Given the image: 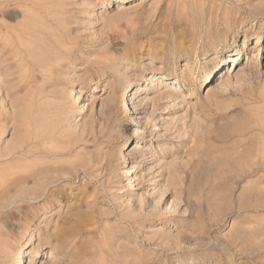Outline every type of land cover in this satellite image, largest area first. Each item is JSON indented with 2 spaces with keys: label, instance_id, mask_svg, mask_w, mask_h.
I'll return each instance as SVG.
<instances>
[{
  "label": "rangeland",
  "instance_id": "374dc122",
  "mask_svg": "<svg viewBox=\"0 0 264 264\" xmlns=\"http://www.w3.org/2000/svg\"><path fill=\"white\" fill-rule=\"evenodd\" d=\"M5 2L0 264H264V0Z\"/></svg>",
  "mask_w": 264,
  "mask_h": 264
},
{
  "label": "bare ground",
  "instance_id": "6f19581e",
  "mask_svg": "<svg viewBox=\"0 0 264 264\" xmlns=\"http://www.w3.org/2000/svg\"><path fill=\"white\" fill-rule=\"evenodd\" d=\"M25 2L26 0H22V2ZM28 3V2H27ZM26 3V4H27ZM31 3V2H30ZM2 4H4V6L2 7V8H0V13H2L1 14V16H4V17H6V18H8V19H12L13 17H15V15H17L15 12H16V10L14 9V7H11L9 4H6V2L5 3H2ZM28 28H30V29H32V26H29ZM42 29L44 28V27H41ZM34 29V28H33ZM40 29V28H39ZM45 29V28H44ZM35 30H36V28H35ZM34 30V31H35ZM42 32V31H41ZM36 33V32H35ZM37 34V33H36ZM39 36V35H38ZM41 36V35H40ZM56 41V40H55ZM54 41V43H57V41L55 42ZM53 43V44H54ZM64 43V42H63ZM61 44L62 43H57V45L56 44H54V45H56V47H55V49L57 50V48H60L61 47ZM63 45V44H62ZM12 51V49L11 48H9V52H11ZM252 57H254V55L252 56ZM234 62H238V60H239V56L238 55H235L234 57ZM185 63H187V62H185ZM184 66L185 67H189V64H184ZM188 70V69H187ZM190 72V71H189ZM210 76V75H209ZM208 77V76H207ZM155 85H156V90H167V91H172V92H175V91H177L176 90V87L170 82V81H168V80H164V81H158V82H156L155 83ZM130 86H133V84L131 83L130 84ZM131 94V93H130ZM129 100H131V98H129ZM127 107H129V104L125 101L124 103H123V105H122V109H125V108H127ZM135 136H134V138L135 139H137L138 137L140 138V135H142L140 132H139V130H136L135 131V134H134ZM35 142V141H34ZM33 143V141L31 140V141H27V143L26 144H28V145H30V144H32ZM125 145H127V144H125ZM10 146V145H9ZM25 146V145H24ZM23 145L22 146H20V147H18V148H15V149H3V150H0V166H2V165H5V167H8V166H10V164H8V162H9V160H13L15 157H17L18 155H21L22 157H24V158H26V157H29L30 155H32V154H34V152L31 150V149H27L26 147H24ZM23 147V148H22ZM129 147V146H128ZM135 163V162H134ZM262 164H264V160H263V162H262ZM134 166V165H133ZM136 166V165H135ZM11 167V166H10ZM49 167V166H48ZM47 167V168H48ZM8 170H6L5 172H3V173H1L0 174V183L3 185V184H6V186H9V185H11V187H12V185H20V184H24V183H29L30 181H33V182H36V181H39V180H41V179H43L44 177H45V173L47 172L46 170H44V168H39V169H36V170H34V171H32V172H30L29 174L30 175H25V176H21V175H19L18 173H17V171H16V173L15 172H12L11 171V168L9 169V167L7 168ZM133 170V169H132ZM130 172H132V171H130ZM28 174V173H27ZM58 182V181H57ZM54 185V184H53ZM1 186V185H0ZM2 190V189H1ZM17 190V189H16ZM7 191V190H6ZM18 191V190H17ZM4 194H6L5 193V191H2ZM2 192H0V214L2 213V212H4V210H6L5 208H7L8 206H10L11 207V205L12 204H14L15 202H16V200L17 199H7V197H6V195H4V194H2ZM11 194V193H10ZM9 194V195H10ZM16 195H18V194H15L14 196H16ZM50 194H47V196H46V199H48V197H50L49 196ZM16 198H18V197H16ZM45 198V197H44ZM20 200H21V198H19ZM8 209V208H7ZM5 213V212H4ZM37 255V254H36ZM31 260L28 262V264H33L36 260V258H35V255L34 254H32L31 256Z\"/></svg>",
  "mask_w": 264,
  "mask_h": 264
}]
</instances>
